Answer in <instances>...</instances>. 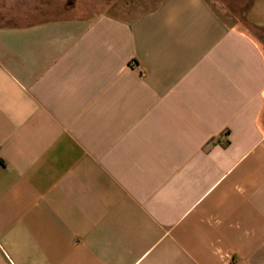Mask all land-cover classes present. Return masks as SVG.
Returning <instances> with one entry per match:
<instances>
[{"label": "crops", "instance_id": "crops-1", "mask_svg": "<svg viewBox=\"0 0 264 264\" xmlns=\"http://www.w3.org/2000/svg\"><path fill=\"white\" fill-rule=\"evenodd\" d=\"M228 18L0 0V264H264V0Z\"/></svg>", "mask_w": 264, "mask_h": 264}, {"label": "rangeland", "instance_id": "rangeland-1", "mask_svg": "<svg viewBox=\"0 0 264 264\" xmlns=\"http://www.w3.org/2000/svg\"><path fill=\"white\" fill-rule=\"evenodd\" d=\"M207 2L223 20L228 24H232L233 21L228 18V11L239 12V10L246 7L248 0H207Z\"/></svg>", "mask_w": 264, "mask_h": 264}]
</instances>
